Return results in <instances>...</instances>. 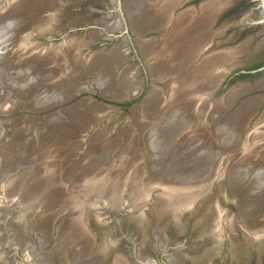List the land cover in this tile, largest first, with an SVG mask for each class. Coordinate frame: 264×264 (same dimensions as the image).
Instances as JSON below:
<instances>
[{
	"label": "bare ground",
	"instance_id": "obj_1",
	"mask_svg": "<svg viewBox=\"0 0 264 264\" xmlns=\"http://www.w3.org/2000/svg\"><path fill=\"white\" fill-rule=\"evenodd\" d=\"M57 1L62 2V0ZM182 1L184 0H157V3L150 4L149 12L143 11L142 14H139V7H136L135 13L132 10V4L136 0L124 1L125 10L130 18L132 16L131 23L139 32H146L149 29L159 30L156 39L145 40L140 45L143 55H156V60L150 62L148 67L151 74L164 80L167 86L166 94L157 88H151L143 100L141 110L149 114L152 119L139 126L145 133L138 141L142 146L138 153L124 154L126 161L121 164L119 159H116L118 154H113L114 163L112 164V160L110 164L106 161L110 168H105L104 164L109 154H80V158L85 160L77 169L72 166L75 164L60 166L55 164L53 167L48 165L53 173L49 175L44 185L39 182L35 184L38 172L36 169L28 174L30 178L32 177L31 181L26 179L28 175L25 176V184L16 183L14 186L0 184L2 192L8 190V187L17 190L12 199L18 206L14 220L20 225L14 234H17L16 237L18 236L22 245L18 241L17 243L22 250L24 249L25 256L29 251L23 247L27 242H24L21 234V223L30 210V212L37 211L34 229L38 238L41 237L42 240L50 238L55 229L59 230L53 242V249L47 254L59 248L61 251L66 250L73 260H80L90 249L93 241L94 233L89 223H85L89 220L91 211L96 216L99 207L107 206L115 211L127 205L128 216L140 220L144 216L147 204L155 201L168 219H171L192 207L205 195L208 200L204 204L201 216L207 225L212 224L214 227L210 237L221 238L225 233L230 234L231 230L239 226L244 235L264 238V142H258L261 134L258 126L264 125V112L250 131L242 130L244 123L250 119L258 105L261 95L244 97L226 117L217 122L215 119L224 114L237 93L232 90L223 98L214 99L213 106L218 108L210 109L208 117L203 115L204 104H202L204 103L202 99L216 88L219 77L218 65H226L229 68L241 63L242 60L238 59L237 55L246 48L247 40L240 45L210 52L199 58V52L208 43L207 39H211V32L214 31L209 29L206 22L221 10L219 8L225 0H206L201 4L199 14L193 20L189 19L192 11H182L171 18L173 8ZM53 3L54 0H10L0 8L2 85L4 86L6 82L2 77L4 72L6 74L7 71H13L18 66L26 65L35 76H45L43 79L46 80L44 82L42 80L41 84L49 86L50 95L45 97L42 94L36 101V98L31 100L29 98V102H26V107L29 108H47L64 101L73 92L90 90L88 85L77 80L81 72L74 71L69 64L67 67L60 50L50 45L46 50L39 51L30 49L25 43L27 31L35 29L43 33L54 28V18L50 15L44 16V11ZM108 22H105V28L115 30V22ZM90 37L91 34L88 41ZM79 41L70 44L73 61L88 70L102 94L116 98L126 96L128 93L134 94L139 90V85L133 83L131 75L125 69H118L124 57L121 53L123 46L126 47L124 43H116L109 49H99L89 56H83L79 54L77 46L88 41ZM2 58L4 60L1 61ZM59 70L64 72V77L62 75L57 77L56 73ZM9 82L12 83L10 80ZM249 89V85L241 86L242 92L238 96ZM82 106L83 100L61 112L64 115L71 114ZM6 107H10L9 102L7 105L0 104V109L3 111ZM106 110H108L106 106L99 104L94 113L98 115ZM139 110L138 106L133 107V116L137 120L140 118ZM58 118L54 113L46 116L44 120L55 127L56 124L53 122ZM106 123L108 126L111 124L109 121ZM141 123L143 122L139 121V125ZM206 126H209V131H206ZM104 129L88 138L87 143L91 151H96L95 149L100 146L101 135L106 132ZM119 131L122 133L121 128ZM235 131L238 132V142L232 143L235 145L227 143L221 145L224 150L229 151V154L216 156L213 149L221 144L222 136L226 135L229 139L228 135ZM206 135H209V138L202 142L210 150L199 144V138ZM227 139L223 138L222 143ZM154 141H159L164 152L150 153L151 149L148 146ZM179 142L182 150H177L175 147ZM240 149L242 152H238ZM92 157H96L94 160L98 159L96 163L91 162ZM13 158L14 156L9 157L7 161L5 159V164L7 165ZM33 158L34 155L26 161L35 162ZM17 163L21 166L19 161ZM35 163L37 166L38 163ZM98 167L100 169H97ZM6 176L8 177V174L2 162L1 180ZM131 196L133 199H129ZM250 210L256 212L254 218L247 216ZM54 221L59 223L56 227L53 225ZM90 230L93 235L89 233ZM106 237L98 250L89 258H85L82 264H98L110 254L111 264H127L125 257L112 247L113 243L109 241V237V239ZM1 260L4 261L3 258ZM19 262L16 264H21ZM46 263L37 258L28 264ZM0 264H6V261H0Z\"/></svg>",
	"mask_w": 264,
	"mask_h": 264
},
{
	"label": "rangeland",
	"instance_id": "obj_2",
	"mask_svg": "<svg viewBox=\"0 0 264 264\" xmlns=\"http://www.w3.org/2000/svg\"><path fill=\"white\" fill-rule=\"evenodd\" d=\"M70 1H73V2L76 1L78 3V2H83L84 0H62L63 4L68 3ZM54 2H58V1L54 0ZM94 2H97V3L99 2L101 3L102 6L108 3L107 6L109 7V11L105 10L103 12V15H106L105 16L106 19L102 18V21L104 24L105 22H108L107 19L111 20L113 19V17H115V10L113 11L110 10L114 8V3L112 1L94 0ZM5 5L6 3L4 5H0V8H3ZM151 5L149 3H145L144 0H136V2L132 4V10L135 13L136 7H139V11H140L139 14H142L144 12H149ZM122 6L125 12L124 17L126 16L125 20L127 24L130 23L132 29L139 32L138 28L135 25H132L131 23L132 16L130 18L129 13H127V11L125 10V3H123ZM134 13H133V18H134ZM51 14H52L51 10H47L44 12V16L50 15L54 17V32H57V33L58 31L61 30V23L63 22L85 21V22H90L94 24L95 21H97V19H99L100 16H102V14H98L96 13V11H94V13H90L89 15V13H87V10L85 9L76 10V11L66 13V14H59V13H54L52 15ZM235 14L236 12H234L231 16L233 19H234ZM108 15L109 17H107ZM189 19L193 20L191 19V16H189ZM108 23H110V21ZM34 30L31 29L30 31L26 32L25 36L27 37V39L25 40V43H27L28 47L30 46L29 47L30 49H37L39 51L44 50V49L46 50L49 44H38L37 39L35 40L33 38V34H31L32 31ZM35 31L38 32L37 30ZM89 35H90L89 31L85 33L84 32H68L63 37V39L58 40V42L63 41L64 44L63 45L59 44L54 47L63 53V57L65 59V64H67V67L69 64V67H71V69H74V71L77 70L81 72L80 76L77 79L79 80V82L81 83L83 82L86 85L92 84V88L97 89L98 85L95 79L93 78V76L88 72V70L85 69V67H82V65L80 66L74 63L73 52L71 51V47H70V44H72L73 41L80 40L79 42H81V40L83 41L86 40L85 42H87L89 39ZM243 38L244 36L238 38L236 41H232L230 43L225 44V43L219 42L220 40L225 39V37L224 36L218 37L217 45L215 48L216 50H218V49L224 48L229 45L231 46L240 45L242 43L241 39ZM141 42H139L137 48L143 54L141 50L142 47L140 45ZM99 44L100 43H93V44L90 43L89 44V42L84 43V44H78L77 50L79 54L83 55L82 51L95 50L100 47ZM110 46L111 44H109L108 48ZM245 46L246 48L241 50V52L237 55V58L242 61L243 59H245L244 58L245 55L249 53V50L247 49V44ZM125 49L126 47L123 46L121 53H122V57L123 56L124 57L122 61L120 62V64L118 65V69H125L129 73V75H131L133 83H136L137 85H139V79H141V77L138 75L139 73L137 69L133 66L132 61L130 60L125 61L126 57H128L131 53V52L129 53V51L125 53ZM124 53L126 56L124 55ZM65 56L67 58V61H66ZM85 56H89V55H85ZM246 58H247V61H251L252 59L251 55L246 56ZM2 60L4 59L2 58L1 61ZM154 60L156 59L146 60L145 63H147V67L149 63ZM227 68L228 66L226 65H222V64L218 65V76L219 77L217 79L218 82L216 83V87L219 86L220 84L219 82L221 81L225 73V70ZM56 75L57 77H59L60 75L64 77L65 74L64 72L59 70V72H57ZM2 77L5 78L6 80V82H4V86L6 88H4V86L2 85L3 81H1V77H0V104L7 105L8 102L10 103V107L8 108L6 107L4 111H7L9 109L11 110L14 107L18 106V108L16 109L14 113H10L9 115H7L8 117L9 116L13 117L14 115L18 113L25 114L26 111H24L22 108L23 106H27L26 102L27 101L29 102V98L30 100L33 98H36L35 99L36 101L40 99L42 94H43L42 96H45V97L50 95L49 86L41 84L42 80L43 82L46 80V79L45 80L43 79L45 76H42V75L35 76L33 74V71L30 70L28 67H26V65L18 66L13 71H7L6 74L4 72ZM157 79L158 78L156 76L152 77V85L148 90H150L151 88H157L158 90L166 94L167 93L166 82L164 81L165 87H163L162 85H160V81H155ZM9 80L12 81V83H10ZM247 81L254 85L257 83L256 86L258 85V87H260L262 84L264 85V74L259 73V74H255L251 76L237 77L231 82V84H229L228 89H226L222 93H217L216 96L214 97L215 99L223 98L224 96L228 95V93L232 90L235 93H237V95H235L233 99L231 100L230 102L231 107L229 105L230 108L228 107L225 110L223 115L217 117L215 119L216 122L226 117L238 105L240 99L243 98L244 96L238 98V101H236L235 103L233 102L237 99L238 94L242 92L241 86L247 85L248 87L249 84L246 83ZM237 83H240V84L237 85ZM235 84L236 86L232 87ZM229 87L231 88L229 89ZM256 93L257 94L264 93V89H259V90L256 89L253 91V93H250V95L252 94L255 95ZM96 94L97 93L89 94L91 96V99L83 100V106L81 108H77L75 112L72 111L71 114L64 115L62 112H57L56 114L59 118L55 120V122H53L56 124L55 127L51 126L50 122L46 123L44 120L45 119L44 117H41V119L38 121L27 119L25 116H23L21 120H18V122L16 119L14 120L12 119L7 122H3L2 120H0V164L3 162V166L6 167V173L8 174V177L6 176L5 179L1 180L0 178V184H11L13 186L16 183L25 184V180H24L25 176L28 174L30 175V173L33 172L34 169H36L38 172H37V180L34 178L35 184L43 183L42 185H44L46 180L49 178V175L53 173V170L50 167H47L48 165H51L53 167L55 166V164H58V166L66 165V164H70V165L75 164L72 166H74L77 169L78 167L82 166V163L85 160V159L80 158V154H109L106 157L107 159L104 161V164L106 166L105 168L107 167L110 168L107 162L111 163L112 157H115L113 156V154H118L116 159H119L120 164L126 161L124 154H137L138 153L137 151H139L142 147L141 143H138V141L142 138V136L145 133L144 130L143 131L140 130L139 126H143V124L146 123L147 120H151L152 117L149 114L145 113L143 110H141L142 104L139 107L140 118L138 120L137 118L135 119L133 114L129 113L127 109H125V114H123L122 116L118 118V115L124 108H120V109L113 110V111L106 110L100 113V115H95L94 112L96 111L97 107H99V103H97L96 100L93 101V98L96 97ZM247 95L248 94H246L245 96ZM202 100L204 102L202 103L204 104L203 115L208 117L210 115V109H214V108L216 109L218 107L213 106V102H214L213 98L211 102L208 101L207 97L206 98L204 97ZM260 104L262 105L258 107ZM11 106H14V107L11 108ZM0 110L3 111L2 109ZM255 110H254L255 113L253 112L254 114L251 115L252 117L248 119L249 121L247 120L244 123L242 127L243 132L250 131L251 128L256 123V121L261 118L264 112V96L259 98V102H258V105L255 107ZM128 115H129V120L127 117ZM91 120L94 122H91ZM107 121L111 122L109 126L106 125ZM139 121L143 123L139 125ZM65 124L67 125V127H65L66 126ZM83 126L85 127L83 128ZM104 127L105 128L107 127V128L104 129ZM120 128L122 129V133L119 131ZM103 129L106 132L101 135L100 146H98L100 148L97 147L95 149L96 151H93V150L91 151L89 149L90 145L86 141L87 137L92 135L93 132L97 133V132L102 131ZM205 129L206 131H209V126H206ZM258 130L259 131L261 130L260 136L258 135L259 136L258 142L260 141L264 142V125H262V127ZM233 134L230 133L228 135L229 139H227L226 135L222 136L223 138H226L227 141L222 143V140H223L222 138L221 144H218V147H217L218 149L217 148L213 149V152L216 153V156H218L219 154H229V151L224 150L221 147V145L223 146L224 143L232 144V143L238 142V132L235 131L233 132ZM208 138H209V135H206L203 138H199L200 140L199 144L203 145L204 147H207L205 146L206 144H204L202 141H205ZM156 140H158V138ZM156 142L157 141H154L152 145L148 146L151 149L150 153L159 154L162 151L164 152L163 146L160 145L159 141L157 143ZM180 142L175 146L177 150L183 149L181 147ZM188 142H190V140H188ZM232 145H235V144H232ZM207 149L209 148L207 147ZM241 149L238 152H242ZM33 155H34L33 159H35L34 161L38 163L37 166L35 162L29 163L26 161L27 159L29 160ZM5 156L7 157L5 158ZM11 156H14V158L9 160L6 165L5 159L7 161V159ZM94 159H96V157H92L91 162L96 163L98 159L97 160H94ZM128 159L129 158L127 156V160ZM17 161L21 163V166L17 163ZM113 163L114 162L112 160V164ZM97 169H100V167H98ZM29 175L27 176L26 179L31 181L32 177L30 178ZM53 177H54V174H53ZM37 188H40V187H37ZM41 190L43 191V189L40 188V191ZM16 192L17 190L14 188L12 189V187H8V190L5 189L3 190V192L0 191V201H1V204H0V257L3 258L4 260L2 261L0 258V261L1 262L6 261V264L7 263L16 264L19 261H20L19 263L21 264H25V263L28 264L29 262H33L37 258H40L42 262H47L46 264H53V263L62 264V262H65V264H67V262L69 261L66 259L69 258V256L66 250L61 251L59 248H55L54 249L55 252L47 254V252L49 253V251H52L53 242L56 239L55 236L59 234L58 233L59 230L55 229L54 232L51 234L50 238H47L44 240H42L41 237L38 238L39 236L36 234L35 229H34V226H35L34 220L37 215L36 210H33V212H30L31 210L27 212L25 218L23 219L21 223V227H22L21 234L24 238V242H27L26 245H24L23 247L27 248V250L29 251L28 252L29 254L25 256L24 249L22 250L21 246L17 243L18 241L21 244L18 236L16 237L17 234H14L16 233V230H18L17 228L18 225H20V223L16 224L14 220L16 219V215H17L16 213L18 211V206H16L15 203H13L12 198L15 197ZM29 194H28V197H30ZM129 199H133V197L131 196ZM102 207L107 209L108 212H112L111 209H109L107 206L106 207L102 206ZM203 207L204 205L200 207L201 211ZM120 208H124V207L122 206ZM97 210H98L97 211L98 214L101 213L100 207L97 208ZM94 215L95 214H93L91 211L89 214V217L96 219L98 215L96 216ZM255 215H256V212L254 210H250L247 212V216H250V218H254ZM150 221L151 219L149 217V212H147L145 209L144 216L140 220H138V224L141 225L140 223H146L149 225ZM85 223H88V221ZM58 224L59 223L57 221L53 222L54 227H56ZM151 225L152 223L150 224V226ZM91 229L94 230V228H91ZM89 233L93 235L91 230L89 231ZM112 235H113L112 230L111 231L107 230L104 232V234H102L101 238L96 237L99 243L98 246L100 247V244L105 239V237L106 238L109 237L110 238V239L108 238L109 241L113 243L111 244L113 245L112 247H114V249L117 250L119 253L121 252V255L123 256V254L126 251L124 248V245L121 244L120 241L117 243L113 242ZM95 236H98V233L95 232ZM91 241H92V238H91ZM40 246L42 247L40 248ZM34 247H38V248L34 250L33 249ZM236 256H238L237 262H240L241 264L243 263L245 264L248 260L247 258H245V261L242 263V261H239L240 260L239 254H237ZM260 261L261 260L258 259L257 263H260Z\"/></svg>",
	"mask_w": 264,
	"mask_h": 264
},
{
	"label": "flooded vegetation",
	"instance_id": "obj_3",
	"mask_svg": "<svg viewBox=\"0 0 264 264\" xmlns=\"http://www.w3.org/2000/svg\"><path fill=\"white\" fill-rule=\"evenodd\" d=\"M9 1L10 0H0V5L7 4ZM110 1L114 3V8L110 10H115V17L111 20L107 19V21L115 22V34L118 35V38L109 40L118 43H123L125 41L127 43L130 49L128 51L131 53L126 57V61H132L133 66L139 73L137 74L142 79L140 83L142 93L139 97L116 102L120 108L128 110V107L136 100H139L151 87L152 77L156 76L155 74H151L147 67V63H145L148 59H156V55L144 56L137 46L141 41L156 39L160 32L158 29H149L146 30V32L133 30L131 24H127L125 20L126 16L124 17L125 12L122 5L125 3V0ZM117 1L119 2V8L122 13L117 9ZM184 1L173 8L171 18L182 11H192L191 19H194V17L199 14L201 4L206 2V0ZM144 2L152 4V2L157 3V0H144ZM76 3V1H70L64 4L63 2H54L49 10H51L52 14H66L85 9L89 15L96 11V13L102 14V16H100L94 24L85 21L63 22L61 23V30L58 31V33L54 32L53 28L51 32L44 36L34 30L31 33L33 34V38L36 40L55 37L61 40L68 32L85 33L89 31L92 37L88 42L91 44L99 43L101 38L105 35V25L102 22V18L106 19V15H103V12L105 10L109 11V7L107 6L108 3L104 6L99 2V4L94 2V0H84L83 2ZM256 6V0H225L219 8L221 10L217 11L218 13L215 14L216 16H212L213 20L212 17H210L209 21L206 22L211 31L214 30L217 32H211V39L208 38V41H206L208 42L206 45H210L206 48L205 45L204 48L201 49L198 54L199 58L204 57L206 54H210V52L222 51L231 46L229 45L216 50L217 39L223 36L225 39L219 42L225 44L236 41L238 38L244 36L241 40L242 42L247 40L246 44L249 50V53L245 55V59H243L244 61H242V65L227 73L225 80L207 96L210 102L212 98L215 99L214 97L217 93H222L228 89L229 84H231L235 78L259 73L264 74V24L256 22L260 16ZM234 12H236V14L233 19L231 16ZM249 14H251L250 17ZM107 17H109V15ZM252 20H255V22L252 23ZM124 22L128 30L127 35L123 32ZM209 23L211 25H209ZM249 55L252 57L251 61H247L246 56ZM160 85L165 87L164 80L160 81ZM261 86L260 89H264V85L262 84ZM261 105L262 104L258 107ZM207 200L206 195L200 197L192 207L181 212L176 218L171 219H168L167 215L162 212L156 202L152 201L145 207L146 211L149 212V217L151 219L150 224L152 223L151 226L146 223H140L141 225H139L138 220L134 219L132 216H128L127 205H124L122 209L118 208L119 211L118 209L115 211L111 210L112 212H108L107 209L101 207V213L98 214V217L96 219L90 218V227L94 228V230H92L94 233H98V236H95L93 239L94 242L92 241L90 249L88 248L89 250L86 252L87 254L85 253L86 255L84 254L83 258L80 260H73L69 257L66 259L69 261L67 264H82L85 258L93 255L99 248L96 237L101 238L102 234L107 230H112L113 242L117 243L120 241L121 244L124 245L126 251L123 256L127 264H241L237 262V254H239V261H242V263L245 261V258H247L248 260L245 264H264V238L258 239L244 235L240 230L231 237L229 233H225L218 239L211 240L209 238L214 227L212 224L207 225L204 219H202L200 210V207L204 205ZM41 247L42 246H40V248ZM37 248L38 247H34L33 249L36 250ZM258 259L261 260L260 263H257ZM111 263V255H108L104 260L99 262V264Z\"/></svg>",
	"mask_w": 264,
	"mask_h": 264
},
{
	"label": "water",
	"instance_id": "obj_4",
	"mask_svg": "<svg viewBox=\"0 0 264 264\" xmlns=\"http://www.w3.org/2000/svg\"><path fill=\"white\" fill-rule=\"evenodd\" d=\"M257 1V8H258V11L260 13V16L258 18V20H256V22H261L264 24V0H256ZM52 7L49 6L48 7V10L49 8ZM117 9L119 10L120 13H122L120 11V8H119V2L117 1ZM122 15V14H121ZM123 20V19H122ZM255 22V20H252V23ZM52 30L50 31H47V32H43V33H39L41 35H45V34H48L49 32H51ZM123 32L126 33V35L128 34V30H127V26L124 22V28H123ZM104 33L105 35L101 38V40L99 41V45L100 47L95 49V50H92V51H82V54L85 56V55H89L91 53H93L94 51L96 50H99V49H109L111 47H113L116 43L118 42H112L110 41L111 39L113 38H118V35L115 34V30H111V29H104ZM110 39V40H109ZM110 41V42H109ZM37 43L38 44H49L52 45V46H56V45H63V41L62 42H58V38H55V37H50V38H41V39H37ZM125 45H126V48L125 49L126 51L130 50L129 49V46L127 45V43L124 41L123 42ZM90 44V43H89ZM109 44H111V46L108 48ZM121 44V43H120ZM123 44V45H124ZM231 47V46H229ZM227 47V48H229ZM66 58V56H65ZM125 60V59H124ZM66 61H67V58H66ZM126 61V60H125ZM242 65V62L241 63H238V64H235V65H232L231 67L227 68L221 79V81L219 83H221L223 80H225V77L227 75V73L231 72L232 70H234L236 67ZM264 67V66H263ZM262 68V67H261ZM260 69V68H259ZM155 81H161L160 79H157ZM142 82V79H139V90L134 93V94H126V96H123V97H109V96H106L104 94L101 93V91L99 90V88L95 89V88H92V84H88L89 87H90V90H84V91H77V92H73L68 98H66L64 101L60 102V103H57V104H54V105H51L50 107H47V108H41V109H37V108H29V107H26V106H23V110L26 111V113H18L16 115H14L13 117H8L7 115H9L10 113H14L16 111V109L18 108V106L14 107L13 109L9 110V111H0V120H2L3 122H7V121H10V120H14L16 119L17 122L18 120H21V118H23V116H25L27 119H30V120H35V121H38L41 119V117H46L48 115H51V114H54V113H57V112H61L62 110H64L65 108L69 107V106H72L78 102H80L81 100H87V99H91V96L89 94H92V93H97L96 94V97L93 98V101H97V103L99 104H102L104 106H106L108 108L109 111H113V110H117V109H120V106L116 103V102H119V101H123V100H128V99H133V98H137L139 97V95L142 93V88L140 86V83ZM241 83V82H240ZM247 84H249L250 86V89L247 90L246 92L242 93L240 96L237 97V99L234 101V103L238 100L239 97H246L245 95L248 94L250 95V93H253L254 90H259L262 86L258 87L256 86V84H251L250 82H246ZM238 84V83H237ZM236 85V84H235ZM233 85V86H235ZM154 87V86H153ZM230 88V87H229ZM88 93V94H87ZM149 93V90L146 91V93H144L139 100H136L133 104H131L129 107H128V112L133 114V107L134 106H138L140 107L141 104H143V100L145 99V97L147 96V94ZM257 94V93H256ZM255 94V95H256ZM247 95V96H248ZM253 95V94H252ZM261 97L264 96V93H260ZM243 97V98H244ZM260 97V98H261ZM241 98V99H243ZM240 99V100H241ZM141 102V103H140ZM107 110V111H108ZM256 111V110H255ZM254 111V113H255ZM253 113V114H254ZM123 114H125V109H122V111L120 112V114L118 115V118L120 116H122ZM252 114V115H253ZM100 115V114H98ZM128 117V120H129V115L127 116ZM252 117V116H251ZM250 117V118H251ZM257 122V121H256ZM262 125L258 126L259 128L261 127ZM86 132V131H85ZM84 132V133H85ZM96 132H93V134H95ZM92 134V135H93ZM90 135V136H92ZM89 136V137H90ZM87 137V140L88 141V138ZM88 223H89V226H90V218L88 220ZM91 229V227H90ZM92 230V229H91ZM238 230H240V232L242 234H244L242 232V229L239 227V226H236L234 230H231L230 231V234L229 236H232L234 233H236ZM93 231V230H92ZM94 233V231H93ZM211 235V233H210ZM95 238V233L93 235V239ZM209 238L212 240L213 238L209 236Z\"/></svg>",
	"mask_w": 264,
	"mask_h": 264
}]
</instances>
